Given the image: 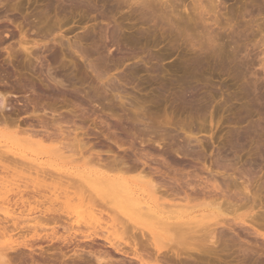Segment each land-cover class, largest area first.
<instances>
[{
  "label": "rangeland",
  "instance_id": "rangeland-1",
  "mask_svg": "<svg viewBox=\"0 0 264 264\" xmlns=\"http://www.w3.org/2000/svg\"><path fill=\"white\" fill-rule=\"evenodd\" d=\"M166 1L154 4L159 24L152 23L149 33L126 8L110 11L113 3L107 0L0 1V25L15 35L14 40L3 43L0 26V95L4 97L0 98L1 249L16 245L26 235L30 240L26 231H16L15 222H26L39 216V211L59 207L62 201L56 197L68 195L71 202L61 206L62 220L70 227L68 236L82 241L91 252V256L83 255L90 264H98V259L100 263L115 261L113 264H264V71L259 64L243 74L236 68L229 75L214 65L190 68L195 55L207 46L209 35L193 21L187 29L168 31ZM194 1H176V12L194 18L189 12ZM238 7L227 0L211 13L205 12L208 23L218 20L217 25L212 24L210 36L222 39L217 45H227L233 32L240 31L239 57L251 52L261 59L264 48L257 43L259 38L250 39L247 25L255 20L264 26V3L249 11ZM231 9L235 17L229 15ZM22 18L26 21L20 24ZM21 28L23 33L29 30L26 40L53 30L45 36L56 42L64 36L63 42L69 38L75 45L68 48L67 43L63 47L54 43L44 53V44L39 42L38 61L35 53V58L16 56ZM77 46L90 55L88 61L79 56ZM103 47L100 59L96 52ZM89 65L98 68L92 71ZM49 74L61 81V92L70 93H48L44 87L47 81L52 84ZM258 78L262 86L254 94L248 82ZM177 92L188 98L193 94L199 110L189 104L176 105L173 96ZM35 105L37 111L32 113ZM241 133H247L246 137L237 143L235 136ZM187 134L192 138L183 147ZM109 160L114 162L112 166ZM222 174L233 183L227 189L235 197H242L246 186L254 202L203 195L201 191L222 184ZM105 177L129 183L140 202L137 207L151 209L128 207L117 192L109 196L96 183ZM201 214L204 218L197 217ZM175 216H182L181 221L189 222L188 228L195 227V231L213 228V240L206 232L202 234L204 230L197 234L170 230L168 223L173 221L168 219ZM44 222L36 225L38 233L55 231L57 238L63 233L66 236L62 226ZM217 222L221 224L214 226ZM85 237L93 241H83ZM38 243L45 250L52 248L45 246L47 240ZM55 243L53 248H58ZM111 244L127 254H118ZM143 245L153 251L151 259L140 254ZM55 250L56 259L50 253V264L61 262ZM10 253L15 257L12 264H31L34 256V260H42L24 248ZM136 253L141 262L134 259ZM175 255H179L178 262ZM69 259L64 263L72 264Z\"/></svg>",
  "mask_w": 264,
  "mask_h": 264
},
{
  "label": "bare ground",
  "instance_id": "bare-ground-1",
  "mask_svg": "<svg viewBox=\"0 0 264 264\" xmlns=\"http://www.w3.org/2000/svg\"><path fill=\"white\" fill-rule=\"evenodd\" d=\"M1 1V0H0ZM67 1H70V0H67ZM162 1L163 0H107V2H112L113 3V5L112 6H110L109 7V9H110V11H113V10H119V9H122V8H126L127 10H129L130 11V15H132V16H137L138 18H139V20H140V22H141V24L142 25H145V26H147V30H148V33L152 30V26H151V24L152 23H156V24H159L157 21H156V19H155V17H154V6L155 5H157V4H155V3H158L159 5H160V3H162ZM166 1V0H165ZM176 1H178V0H168V3H166L165 2V5H166V9H168V16H167V13H165V19H164V21L166 20L167 21V19H166V17L168 18V21H167V23L166 24H168V31H180L181 29L183 30V29H187L190 25V23H192L191 21H193V22H195L196 24H200L201 26H202V28H203V30H204V32L206 33V35L208 36L209 35V37L207 38V46L204 48V49H200V52L197 54V55H195V57H194V59L192 60V62L189 64L190 65V68H192V69H196V68H199V67H202L203 65H214V66H217L219 69H221L222 71H224V74H226V75H229L230 73H233V71L237 68V70H238V73H240V74H243V72H244V70H246V69H248V68H252V67H254L256 64H259L261 67H262V69H263V71H264V49H261V51H260V53L259 54H262V58L261 59H259V56H261V55H259V56H255V55H252L251 54V52H248L244 57H239V55H240V48H238L237 47V45H236V43H237V38L240 36V31H234L233 32V34L228 38V40L230 41V43H226L227 45H225L224 43V45L223 44H218V45H220L219 47H217L218 45H217V43L219 42L218 41V39H220V41L222 40L221 38H218L219 36L218 35H214L213 37H211L210 36V33H211V28H212V24L213 25H215V23H216V25L218 24V20H217V18H216V22H215V19H214V22H212V24L211 23H208L209 21H207L208 19H206L205 18V16L206 15H204L205 14V12H207V14H209V12L210 11H214V9L216 8V6L218 5V3H220L221 1H227V0H195L194 1V3H196L195 5H194V3H193V6L191 7V8H193V9H190V11L189 12H191L190 14H192V15H194V18H189L188 16L187 17H183L182 15H180L179 13H177L176 11V9H177V7H178V5L176 6ZM206 2V4L204 5V3L203 2ZM233 1H235V3H238L239 4V7H238V9H242V10H244V11H249L248 9H253V8H255V7H258L259 5H261L262 3H264V0H233ZM155 4V5H154ZM163 4H164V2H163ZM167 4H168V6H167ZM162 5V4H161ZM163 6V5H162ZM165 7V6H164ZM183 8H185V7H183ZM185 10H187L186 8L184 9V11ZM216 10V9H215ZM182 11V10H181ZM194 11V12H193ZM186 12V11H185ZM188 12V13H189ZM6 16H7V12L5 11V12H3ZM186 14V15H190V14ZM211 13V12H210ZM212 13H214V12H212ZM216 13V12H215ZM229 15L231 16V17H235L236 16V13H235V10L234 9H231L230 11H229ZM164 15H162L161 16V18L163 17ZM209 16V15H208ZM207 17V16H206ZM164 18V17H163ZM207 18H209V17H207ZM16 20H18V19H16ZM162 20V19H161ZM213 20V19H212ZM26 21V19L25 18H22V22L20 23V24H23V22H25ZM163 21V22H164ZM220 22V21H219ZM209 25H208V24ZM1 26V31L3 30L4 32H3V34H4V37H2V39H1V41L3 42V43H5L6 41H8V40H14V38H15V35L14 34H12V33H8L7 31V29H5L6 28V26H4L3 24H1L0 25ZM25 26H30V23H26L25 24ZM24 28V27H23ZM23 28H21L20 30H19V32H20V34H19V40L16 42L17 44L16 45H18V49H16V51H15V55L16 56H20L21 57V55H22V57H23V54H25L26 56L28 55V56H32V54L33 53H35L34 54V56L35 55H37V56H35L36 57V60L38 61V59L40 58L39 56H38V52L41 50V48L39 47V42L41 43V42H43V44H44V46L42 47L43 49H42V51H44V53L45 52H48V51H50L51 50V48H53V47H55L56 45L57 46H60V47H63L64 46V43H67V47L68 48H71L73 45H75L74 43L73 44H70L69 42V38H67V41H65V42H63V40L65 39L64 38V36H61L59 39V42L57 41L56 42V40H54V39H52L50 36V38L51 39H49V37L48 36H45V35H51V34H49V32L50 31H53V30H48V33L47 32H45V33H47V34H45L44 32V36H43V34L41 35V39L42 40H40V38H36L35 37V35H34V37H35V39H39V41H37V40H35V39H30V40H26L25 39V37H26V34L28 33V31L29 30H25L24 31V33H23ZM247 29L249 30V34H250V39H256V38H259V40L257 41V43H259L260 44V47H262V48H264V36L262 35V34H264V26L263 27H261L259 24H257V23H255V20H251L250 21V23H248V25H247ZM7 30V31H6ZM26 33V34H25ZM51 33H54V32H51ZM40 34H41V32H40ZM40 34L38 35V36H40ZM36 35H37V33H36ZM33 37V38H34ZM113 39V38H112ZM114 41L115 40H112V43L114 44ZM228 41V42H229ZM45 42H46V44H51L52 45V43L54 44V43H56V45L54 44L53 46H49V45H46L45 44ZM77 44V43H76ZM231 44L233 45V47H231ZM72 45V46H71ZM35 47H39L40 49H38L37 48V50L36 51H32ZM59 47V48H60ZM78 47V46H77ZM252 47H254V46H252ZM79 48V47H78ZM227 48H228V51H227ZM55 49V48H54ZM62 49V48H61ZM81 48H79V50H80ZM63 50V49H62ZM75 50V49H74ZM77 50V49H76ZM75 50V54H77L78 52ZM104 50H105V47H103L100 51H98V52H96L97 54H98V56H99V58L101 59L102 58V53L104 52ZM253 50V49H252ZM32 51V52H31ZM41 51V52H42ZM77 52V53H76ZM258 53V52H257ZM41 54V53H40ZM48 54V53H47ZM79 56L80 57H82L83 59H85V60H87L88 59V57H90V55L87 53H85V52H83L82 50H80L79 51ZM27 56V57H28ZM34 56H32V57H34ZM41 56V55H40ZM43 56V55H42ZM34 57V58H35ZM52 58V60L54 61V63H55V60H54V57L52 56L51 57ZM257 58L259 59L258 61H257ZM46 60V59H45ZM88 61V60H87ZM88 65V64H87ZM90 67V69L92 70V71H96V69L98 68L96 65H89ZM42 67V66H41ZM48 69V68H47ZM50 71V70H49ZM48 71V72H49ZM47 72V71H46ZM49 76H50V74H49ZM100 78H101V76L98 74L97 75V79L98 80H100ZM49 79H50V81L52 82V84L51 83H48V81H47V83L45 84V89L48 91V93H51L52 94V96H54V95H58L59 96V94H62V92L63 91H65V90H63L62 92L59 90V87L58 86H63L62 84H61V81L60 82H57V81H55V79H57V78H55V77H49ZM45 83V82H44ZM248 85H249V87H250V89H251V91L254 93V94H256V93H258V91H259V89H260V87L262 86V83L260 82V80H259V78L256 80H251V81H249L248 82ZM69 91H67V93H68ZM65 93H66V91H65ZM66 93V94H67ZM70 93V92H69ZM68 93V94H69ZM64 94V93H63ZM63 94H62V96H63ZM1 97V99H3L4 100V97H3V95H0ZM66 96V95H65ZM257 96V95H256ZM255 96V97H256ZM260 97H261V95H260ZM189 98H191V99H189ZM187 97L186 96V94L185 93H183V92H177L174 96H173V101L176 103V105H178L179 107H185L186 105H191L190 107H191V109H195L194 111H197V110H199V108H200V105H198L197 104V101L194 99V97H193V94L190 96V97ZM257 98V97H256ZM263 99H264V96H263ZM2 100V101H3ZM256 101H257V99H255ZM259 100V99H258ZM2 101H1V104L3 105V103H2ZM36 106L37 105H35V106H33L32 107V113H35L36 111H37V108H36ZM263 113H264V106H263ZM261 129H263V131H264V124L261 126ZM192 133V131H190V133L189 134H191ZM246 134L247 133H241V134H237L236 136H235V140H236V142L238 143L239 141H241V140H243L245 137H246ZM28 136H30V137H28V138H31V135H28ZM192 135H186V137L184 138V139H182V146L183 147H187V146H189V144H190V140H191V137ZM108 147V146H107ZM106 147V148H107ZM110 151V150H109ZM109 151H108V149H107V152L109 153ZM111 156V155H110ZM113 156V155H112ZM115 156H117V155H115ZM115 158V159H114ZM113 161H115L116 160V157H113ZM110 162H108V164L109 163H114L112 160H109ZM116 162H117V160H116ZM112 163H111V166H112ZM117 163H119V162H117ZM117 163H115L116 165H117ZM115 164H113V166L115 165ZM120 164V163H119ZM123 164V163H122ZM134 166V165H133ZM140 167V166H139ZM135 169V168H134ZM140 169V168H139ZM138 171V170H137ZM142 171V170H141ZM143 172V171H142ZM139 174V173H138ZM141 176H139L140 178H142V174H140ZM223 175V174H222ZM221 175V176H222ZM138 176V175H137ZM144 176V175H143ZM138 177V178H139ZM227 177V176H226ZM226 177L223 175V177H221V182H222V184L220 183V185H214L212 188H213V190H214V192H210L211 190H209V192L206 190L207 189V187H206V192L205 191H201V193L203 194V195H208V196H211V197H213V198H215V200H220V199H224V200H226V201H235V202H237V201H243V202H246V203H249L250 202V200H251V202L253 203L254 202V197L252 198V197H250L249 196V192H248V188L246 187V186H244L243 187V191L245 192L244 194H243V192H241L242 193V197H237V194H236V197L231 193V191H230V189H227V184H231V183H228V181H230V180H227L226 179ZM223 178V179H222ZM229 178V177H228ZM102 179V178H101ZM100 179V181H98L97 180V184H98V186L100 185L101 186V188H103L104 190H106V193H108V195L109 196H112L113 197V195H111V194H114V193H119L120 194V196H121V198L122 199H124V201H123V203H125V205L126 206H128V207H131V208H133V209H135L136 207H137V205H139L140 204V202H138V200L135 198V196H134V194L132 193V190H131V188H130V184L129 183H126V182H120V180H115V179H106V177H105V179L104 180H101ZM150 183V182H149ZM228 185V186H229ZM231 185H233V183L231 184ZM230 185V186H231ZM235 186H236V184H235ZM225 187H226V189H225ZM204 189V188H203ZM212 190V191H213ZM216 190V191H215ZM242 191V190H241ZM218 192V193H217ZM116 193V194H117ZM240 193V192H239ZM240 193V194H241ZM104 196V195H103ZM177 196V195H176ZM141 197V196H140ZM57 199H59V200H61L62 202H60V206L59 207H57V208H48V209H45L44 211H37L38 213H39V216L37 215V213H36V211H34L36 214L35 215H37V216H35V217H31V219H26V222L25 221H22V223H18V222H15L14 223V226H15V229H16V231L17 230H19V231H22V233H23V231H26L27 233H28V235L30 236L29 237V239L30 240H26V236H25V238L21 241V242H18L16 245L14 244V246H12V243L11 244H9V245H6L5 247H2V249L0 248V264H12V262H13V260L15 259V257H14V259H12L13 257L11 256V253L10 252H12V251H16V253H18L19 252V249L20 248H24V250L25 249H28L29 250V253H31L30 255L31 256H33L35 253H37L38 255H37V259L38 258H41L42 260H40V259H38V260H40V261H37L36 259L34 260L33 258L35 257H31V261H32V263L31 264H50V263H52V261H50L49 259H52L51 257L53 256V260L54 259H56L55 258V256H54V252L52 253V249H53V251H56L55 249H57L58 251L57 252H59L60 254V256L58 257V253L57 252H55L56 254V256H57V259H58V261L60 262V259H61V262H60V264H66V263H64V260H65V258H66V260H67V258H70L71 259V263L72 264H90V260L88 261L85 257V259L83 258V255H85L84 253H86L87 255L89 254V256H91V252L90 251H86V249H84L85 247L84 246H82V244L81 243H83L82 241H79V240H77L76 239V237H74V236H71V234H70V236H68L69 235V233L68 232H70L69 231V229H70V227H69V225H67V223H65L66 225H64V222H63V220H62V218H64V217H62V210H61V206L62 205H67L69 202H71V198L68 196V195H60V196H58V197H56ZM250 199V200H249ZM79 200V199H78ZM215 200H213V201H215ZM59 204V203H58ZM208 205V204H207ZM145 207H143V206H139V207H137V209L139 210V211H145V212H148L151 208H149V207H146V205H144ZM170 206V205H169ZM172 206V205H171ZM51 207H55V206H51ZM143 207V208H142ZM213 207H215L216 209L219 207L218 205H214ZM196 208H198V207H196ZM43 209V208H42ZM146 209V210H145ZM190 209V208H189ZM196 210V209H195ZM32 211V210H31ZM34 212H33V215H34ZM202 212V211H201ZM48 214V215H47ZM145 214V213H144ZM28 215V214H27ZM32 215V214H31ZM30 215V216H31ZM32 215V216H33ZM150 215V214H149ZM197 215V214H196ZM143 216V215H142ZM144 216H146V215H144ZM26 217H28V216H26ZM169 217V216H168ZM181 217L182 216H175V217H170L168 220H172L173 222H171L170 224L168 223V226H170L171 228H170V230H173V231H179V232H181V233H187V234H189V233H192V234H197L199 231V233H202L201 231H203L204 229L202 228H200V229H197V230H199V231H195L196 229H195V227H191V228H193L194 229V231H193V229H191V228H188V225L190 224L189 222L187 223V222H184V221H181ZM197 217H202V218H204V216H203V214H201L200 216H197ZM196 218V217H195ZM46 221V222H44V220ZM67 219V218H66ZM41 221V222H40ZM23 222H25V223H23ZM31 222H32V224H31ZM42 222H44V223H52L53 225H58L59 227H63V230H65L66 231V236H64V233L63 234H61V236L60 237H56V233H55V231H53V233L52 234H50V235H42L41 233H38L37 232V229H36V225H39L40 223H42ZM68 222H70V221H68ZM166 222H167V220H166ZM223 223H225L226 224V221H224ZM219 224H221V223H219V222H217V223H215V224H213L214 226H217V225H219ZM212 225V226H213ZM209 227H206V230H204V232L202 233V234H204L205 232H206V234H204V235H207V236H209V238L211 239V240H213V236H214V229L212 228V229H209V230H207ZM211 228V227H210ZM195 232V233H194ZM208 233V234H207ZM63 235V236H62ZM101 239V238H100ZM47 240V243H49V245H45V246H52V248L49 250V249H44V245L42 244V243H40V244H42V247H41V245H36V242L38 243V242H43L44 244H46L45 243V241ZM83 241H87V242H92L93 241V239H91V238H87V237H85L84 238V240ZM54 242H58L56 245H58V248H53V246H54ZM14 243H15V241H14ZM39 244V243H38ZM51 244V245H50ZM85 244V243H84ZM93 244V243H92ZM106 244V243H105ZM214 246H215V244H213ZM111 246H113L114 247V250L119 254V253H122L123 255H126L127 254V252H125V250H124V248L122 249V248H120V246L119 245H114V244H111ZM54 247H56V246H54ZM112 247V248H113ZM142 247V249H141V252H140V254L142 253V255H149V258L151 257V253L153 252H150V248L146 245H143V246H141ZM45 248H48V247H45ZM89 248H91L92 249V245H91V247H89ZM37 249V250H36ZM94 249V248H93ZM45 250V251H44ZM63 250H64V252L66 251L67 252V254H66V252L65 253H63ZM113 250V249H112ZM124 250V252H122ZM148 250H149V252L150 253H148ZM86 251V252H85ZM97 251V250H96ZM95 252V251H94ZM108 252V251H107ZM106 252V253H107ZM22 253V252H21ZM52 255H51V254ZM71 255H70V254ZM96 253V252H95ZM33 254V255H32ZM69 254V256H66V255H68ZM92 254H94V253H92ZM109 254V253H108ZM176 254V253H175ZM19 255V254H18ZM51 255V257H49ZM135 255V254H134ZM142 255H140V256H142ZM172 255V254H171ZM198 255H200L199 253H198ZM95 256V255H94ZM109 256V255H108ZM107 255H106V257H108ZM130 256V255H129ZM137 256V257H136ZM136 256H134V259L135 258H138V255H137V253H136ZM173 256V255H172ZM172 256H171V258H172ZM61 257V258H60ZM109 257H111V255L109 256ZM109 257H108V259H109ZM142 257H144V256H142ZM157 257L158 256H156V259H157ZM30 258V257H29ZM148 258V257H147ZM163 258H164V256H163ZM167 258V257H166ZM174 258V260H175V258H177V259H179V255H175V257H173ZM172 258V259H173ZM69 259V260H70ZM89 259H91L90 257H89ZM151 259V258H150ZM181 260H182V258H180ZM72 260H73V262H72ZM138 260L141 262V258L139 257L138 258ZM164 260H166L165 258H164ZM167 260H170V257L168 256V259ZM173 260V261H174ZM100 259H98V264H113L111 261H106V259H105V261H103L104 263H100ZM162 261V260H161ZM172 261V260H171ZM175 261H177V260H175ZM180 261V260H179ZM37 262H39V263H37ZM50 262V263H49ZM54 262V261H53ZM66 262V261H65ZM67 262H68V260H67ZM92 262V261H91ZM119 262V261H118ZM117 262V263H118ZM124 262H125V260H124ZM165 262H167V261H165ZM170 262V261H169ZM178 262V261H177ZM55 263H56V260H55ZM54 263V264H55ZM122 264H124L123 262H121ZM30 264V263H29ZM56 264H58V262L56 263ZM68 264V263H67ZM128 264V263H127Z\"/></svg>",
  "mask_w": 264,
  "mask_h": 264
}]
</instances>
